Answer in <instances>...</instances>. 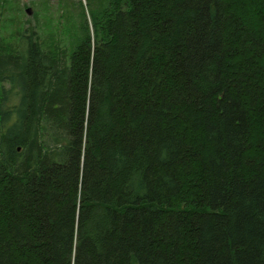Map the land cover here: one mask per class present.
<instances>
[{
    "label": "trees",
    "instance_id": "1",
    "mask_svg": "<svg viewBox=\"0 0 264 264\" xmlns=\"http://www.w3.org/2000/svg\"><path fill=\"white\" fill-rule=\"evenodd\" d=\"M76 4L0 51V264H264V0Z\"/></svg>",
    "mask_w": 264,
    "mask_h": 264
},
{
    "label": "rangeland",
    "instance_id": "2",
    "mask_svg": "<svg viewBox=\"0 0 264 264\" xmlns=\"http://www.w3.org/2000/svg\"><path fill=\"white\" fill-rule=\"evenodd\" d=\"M65 1L71 7L76 5L78 10L77 2L86 5V0H0V51L13 52L24 32L32 37L36 33L44 49L54 45L70 47L72 37L62 16ZM27 9L31 10L30 14ZM86 17L90 21L87 10ZM1 87L8 89L10 84H0V91Z\"/></svg>",
    "mask_w": 264,
    "mask_h": 264
},
{
    "label": "water",
    "instance_id": "3",
    "mask_svg": "<svg viewBox=\"0 0 264 264\" xmlns=\"http://www.w3.org/2000/svg\"><path fill=\"white\" fill-rule=\"evenodd\" d=\"M26 12H27L28 14H30V13H31V10H30V9H27Z\"/></svg>",
    "mask_w": 264,
    "mask_h": 264
}]
</instances>
